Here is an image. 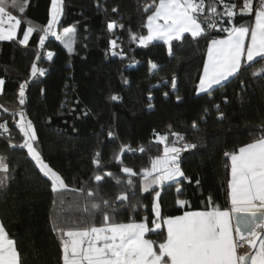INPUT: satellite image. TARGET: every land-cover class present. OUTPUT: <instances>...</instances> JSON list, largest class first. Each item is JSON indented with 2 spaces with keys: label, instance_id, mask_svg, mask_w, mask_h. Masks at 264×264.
Segmentation results:
<instances>
[{
  "label": "trees",
  "instance_id": "1",
  "mask_svg": "<svg viewBox=\"0 0 264 264\" xmlns=\"http://www.w3.org/2000/svg\"><path fill=\"white\" fill-rule=\"evenodd\" d=\"M64 3L57 32L76 26L72 53L51 36L40 49L39 29L27 46L16 40L0 42V78L5 80L0 94V122L8 123L11 143L23 142V134L13 124L11 113L21 107L19 84L29 80L23 107L36 128V146L70 187L79 186V181H89L100 171L93 165L98 151L104 162L102 171L124 177L121 165L115 161L122 144L133 149L141 146L150 149L121 155L124 165L134 170L147 166L149 158L162 150V145L154 142V132L167 133L171 126V131L185 134L198 147L181 154V167L189 179L162 190L163 215L202 209L209 195L215 204L227 207L230 169L226 167L229 159L225 152L251 142L264 126V76H252L254 71L264 69V60L258 59L211 95L197 94L207 43L217 33L213 32L207 39L193 40L189 36L182 43L173 42V52L169 55L165 43L154 42L143 47L130 39V32L146 35L143 24L150 12H144V8L151 0H64ZM50 4L51 0H27L24 13L11 8L9 11L43 27L49 19ZM114 7L116 12L112 11ZM111 21L123 24L124 29L109 32L107 24ZM24 27L22 24L17 39L22 38ZM112 39H117L126 53L123 60L111 55ZM38 51L42 58L36 61ZM47 51L56 53L52 61L43 55ZM34 61L46 69L43 77L30 76ZM150 61L158 65L157 70L150 72ZM173 77L177 80L176 89L171 88ZM112 95L121 99L112 101ZM4 108L8 109L7 113ZM220 112L224 113L223 119L219 118ZM194 121L199 130L191 127ZM109 132L113 133L111 138ZM0 156L7 158L11 169L6 186H0V221L16 241L22 264H62L60 241L52 223L61 207L69 220L76 219L77 202L82 197L70 191L53 193L50 180L39 171L27 150L10 147L9 134L0 136ZM90 186L95 187V182H90ZM177 186L183 187L182 195H177ZM121 190L122 186H117L111 178H106L101 186L106 199L114 198ZM153 195L141 193L137 184L132 197L133 202L140 201L137 219L145 215L152 218ZM61 199L66 201L63 206L59 203ZM177 199L188 201V206L179 208ZM53 200L57 201L56 205ZM121 211L120 220L132 215ZM148 238L160 239L157 235Z\"/></svg>",
  "mask_w": 264,
  "mask_h": 264
},
{
  "label": "snow or ice",
  "instance_id": "2",
  "mask_svg": "<svg viewBox=\"0 0 264 264\" xmlns=\"http://www.w3.org/2000/svg\"><path fill=\"white\" fill-rule=\"evenodd\" d=\"M26 4L27 0H0V41L16 40L21 46H27L30 37L39 29L42 32L38 40L40 49L51 36L72 53L76 26L64 27L57 32L64 15V0H51L49 19L43 27L31 20H22L9 11L11 8L24 13ZM112 11L116 12L117 8ZM144 12H150L143 24L147 34L137 35L129 30L130 39L143 47L162 41L168 46L169 55L173 52V42L182 43L189 36L193 40L207 39L213 32L217 33L207 43L206 60L196 85L197 94L211 95L258 59L264 60V0H151ZM22 24L26 27L22 30V38L17 39ZM124 27L117 21L107 24L109 32ZM109 44L111 55L122 60L126 57L117 39L110 40ZM43 55L52 61L56 53L47 51ZM41 58L42 53L38 51L36 61ZM36 61L30 69L32 78L46 74V69L38 67ZM149 64L150 72L158 69L155 63L150 61ZM252 76H264V69L254 71ZM28 85L29 80L19 84L18 104L21 107L11 113L13 124L23 134V142L19 145L11 143L7 122H0V136L9 134L10 147L27 150L39 171L50 180L53 193L70 191L82 197V201L77 202L76 219L69 220L61 207L56 213L57 220L52 223L60 241L62 264H264V126L251 142L225 152L230 161L226 165L230 169L227 207L215 204L209 195L202 209L165 216L161 206L162 190L189 179L181 167V154L196 149L197 143L189 142L185 134L171 131L169 126L167 133L154 132V142L162 145V150L149 158L147 166L134 170L124 165L121 155L137 150L144 153L150 149L144 146L133 149L122 144L115 154V161L121 165L124 177L102 171L104 162L98 151L94 154L93 165L100 171L89 181H79V186L70 187L36 146L37 131L23 107ZM241 85L244 86L243 81ZM4 86L5 80L0 78V94ZM171 88H177L175 77L171 80ZM120 99L118 95L111 96L112 101ZM148 99L151 100L152 96L149 95ZM215 107L219 111V105ZM3 111L7 113L8 109ZM16 116H19L18 120ZM219 118H224L223 112L219 113ZM191 127L199 130L195 121ZM108 135L111 138L113 133ZM6 161L5 156H0V186H6L10 179L11 169ZM106 178L122 186L114 198L106 199L101 194ZM92 181L95 187L90 186ZM137 184L141 193H154L151 219L147 215L136 218L141 210L140 201H132ZM175 191L178 196L182 195L183 187L177 186ZM59 203L63 206L66 201L61 199ZM188 203L184 199L176 200L181 209H185ZM53 204L56 205L57 201L53 200ZM121 210L132 215L120 220ZM150 235H157L160 239H150ZM0 264H22L16 241L10 237L3 222H0Z\"/></svg>",
  "mask_w": 264,
  "mask_h": 264
},
{
  "label": "crops",
  "instance_id": "3",
  "mask_svg": "<svg viewBox=\"0 0 264 264\" xmlns=\"http://www.w3.org/2000/svg\"><path fill=\"white\" fill-rule=\"evenodd\" d=\"M15 15V14H14ZM146 34H147V29H146ZM0 42H3V41H0ZM161 43H164V42H162V41H160ZM139 44V43H138ZM207 49V48H206ZM206 60V51H205V57H204V61ZM203 64H204V62H203ZM202 68H203V66H202ZM201 72H202V70H201ZM198 84V83H197ZM196 93H197V90H196ZM242 146V145H241ZM229 163H230V161H229ZM229 178H230V172H229ZM182 214V213H181ZM180 215V214H179ZM1 222V221H0Z\"/></svg>",
  "mask_w": 264,
  "mask_h": 264
},
{
  "label": "water",
  "instance_id": "4",
  "mask_svg": "<svg viewBox=\"0 0 264 264\" xmlns=\"http://www.w3.org/2000/svg\"><path fill=\"white\" fill-rule=\"evenodd\" d=\"M167 131L169 132V128L167 129Z\"/></svg>",
  "mask_w": 264,
  "mask_h": 264
},
{
  "label": "built area",
  "instance_id": "5",
  "mask_svg": "<svg viewBox=\"0 0 264 264\" xmlns=\"http://www.w3.org/2000/svg\"><path fill=\"white\" fill-rule=\"evenodd\" d=\"M171 138V137H170ZM190 142V141H189Z\"/></svg>",
  "mask_w": 264,
  "mask_h": 264
},
{
  "label": "rangeland",
  "instance_id": "6",
  "mask_svg": "<svg viewBox=\"0 0 264 264\" xmlns=\"http://www.w3.org/2000/svg\"><path fill=\"white\" fill-rule=\"evenodd\" d=\"M45 58H46V56H45Z\"/></svg>",
  "mask_w": 264,
  "mask_h": 264
}]
</instances>
